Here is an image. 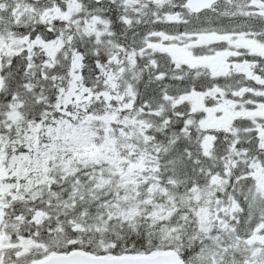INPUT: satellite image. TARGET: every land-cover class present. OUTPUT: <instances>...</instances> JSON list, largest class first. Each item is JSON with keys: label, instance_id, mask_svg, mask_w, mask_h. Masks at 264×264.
<instances>
[{"label": "snow or ice", "instance_id": "1", "mask_svg": "<svg viewBox=\"0 0 264 264\" xmlns=\"http://www.w3.org/2000/svg\"><path fill=\"white\" fill-rule=\"evenodd\" d=\"M0 264H264V0H0Z\"/></svg>", "mask_w": 264, "mask_h": 264}]
</instances>
